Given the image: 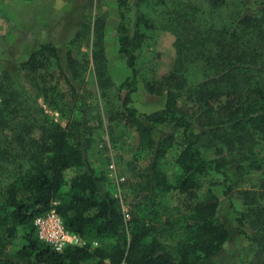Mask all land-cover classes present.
Wrapping results in <instances>:
<instances>
[{
    "label": "trees",
    "instance_id": "16d2710c",
    "mask_svg": "<svg viewBox=\"0 0 264 264\" xmlns=\"http://www.w3.org/2000/svg\"><path fill=\"white\" fill-rule=\"evenodd\" d=\"M156 2L164 4L161 15L151 20L140 11L138 21L174 29L176 49L170 69L146 84L164 105L145 113L132 103L139 75L133 48L141 35L129 34L127 0H117L118 50L130 75L115 97L138 149L149 154L145 168L131 164L142 179L125 202L88 158L104 125L82 88L90 59L68 49L63 63L57 47L42 44L20 63L15 79L1 75L0 264H228L217 259L230 229L214 185L255 250L248 264H264V0ZM104 20L101 14L94 20L91 58L108 108L114 102L107 98L113 83L104 63ZM167 155L176 166L170 174L162 168ZM216 175L220 180L213 181ZM170 192L180 204L175 216L160 220L157 194ZM53 201L65 228L97 245L56 251L39 240L33 218Z\"/></svg>",
    "mask_w": 264,
    "mask_h": 264
},
{
    "label": "rangeland",
    "instance_id": "374dc122",
    "mask_svg": "<svg viewBox=\"0 0 264 264\" xmlns=\"http://www.w3.org/2000/svg\"><path fill=\"white\" fill-rule=\"evenodd\" d=\"M28 1L0 0V79L1 75L6 71L15 79L17 69L26 56L25 50L19 54L20 61L17 53L12 52L11 54H6L7 37L10 39L15 38V31L14 33L11 30L8 32V27L10 28V26L6 21V15L8 16L11 13L14 23L18 24L20 11L23 14L22 17H24V13L30 10V6L27 5ZM58 1H61V3L56 2L54 6L51 4L47 5L46 13L43 17L37 16V18H40L37 19L38 23L34 27L33 36H24V40L26 41L22 47L27 44L28 40L30 42L27 45V50H31L35 45L34 40H37L39 43L37 48L42 44H52L57 47L56 49L63 63L66 61L68 49H72L74 56L78 59L82 57H88L90 59L88 62L89 68L86 70L82 88L86 92L87 102L91 104L94 110H92V113L99 112L101 118L104 120V125L103 130L99 128L98 135L88 149V158L96 172L104 176L105 181L103 183L105 187L109 189L114 197H118L123 202L126 200L127 194L132 198V194L127 192H132L133 187L139 184L142 179L132 172L131 164L135 162L140 168H145L148 163L149 154L138 149L136 132L119 113V102L115 97L118 89L117 86L130 75V69L126 64V56L118 50L117 24L119 14L117 1L90 0L88 4L86 1L89 0H77L76 3L72 4V7L82 9L79 14L86 17L79 24L77 21H70L68 19L69 17L64 18L65 13L69 15L66 12L67 8L65 6L67 2H63V0ZM56 6L58 7L56 8ZM162 6L156 0H127V7L125 8V23L129 34L132 36L136 34L141 35L136 46L133 48L139 75L137 91L132 94V103L138 111L145 113H152L161 109L164 105L163 95L150 93L147 90L146 84L155 79H160L170 69L175 57L176 46L174 41H176V38L174 29L147 27L138 21V16L141 11L149 19L153 20L161 15L160 9ZM99 14L105 18L102 36L103 53L105 56L104 63L107 74L113 83V86L107 89V98L112 99L110 101L114 102V104H109L112 107L109 114V106L107 108V105H105L104 108L102 100L104 97L97 85L91 58L94 40L93 23ZM52 15L54 17L51 19ZM46 22L51 27L50 31H47L43 27L46 25ZM16 45H19V41H16ZM55 68V65H51V69ZM39 103L43 105L46 112L52 115L56 121L64 124L56 111L46 108L42 99H39ZM89 124H93V121H90ZM262 155H264V150L262 151ZM162 168L168 174L176 168L170 155H167L162 160ZM232 177L235 178L234 175ZM216 180H220L218 175L213 178V181ZM244 185L247 186V184ZM212 188L220 200L221 219L226 221L230 229V238L222 248L217 259L228 264H248L254 257L255 250L250 246V242L246 237L241 234L235 222V214L229 210L226 198L222 194V189L217 185L212 186ZM173 193L157 194L155 210L159 213L160 220L170 215L175 216V209L180 204V197L175 196ZM233 202L237 208L241 207L240 202L237 200L234 199ZM22 234L23 231L20 233V238L14 242L13 245L15 247L22 245ZM170 238L172 237H167L166 239L170 243H173V239Z\"/></svg>",
    "mask_w": 264,
    "mask_h": 264
},
{
    "label": "crops",
    "instance_id": "0c3cea01",
    "mask_svg": "<svg viewBox=\"0 0 264 264\" xmlns=\"http://www.w3.org/2000/svg\"><path fill=\"white\" fill-rule=\"evenodd\" d=\"M65 1L67 2V5L64 4L66 6V8H67V11L66 12H68L69 15H67V13H65L64 18L69 17L68 19L70 21H77L78 24L81 23L82 21H84L86 19V17L84 15L79 14L82 9H76L75 7H72V4L76 3L77 0H63V2H65ZM56 2H60L61 3V1H58V0H29L28 3H27V5L30 6L29 7L30 10L28 12H25L24 13L25 14L24 17H22L23 14L20 11L18 24L14 23V21L12 19V14L11 13L8 16L6 15V21L8 22V24H9V26L11 28L10 29L8 27V32L11 30V32L14 33V31H15V33H14L15 38L10 39L9 37H7V39H6V49H7L6 50V54H8V53L11 54L12 52L15 53V54L17 53L18 54V58H19V54H21L23 52V50H25L26 51V56L24 57V60L23 61H25V60H27L29 58V56L31 55V53L34 50H36L37 45H39V43L37 42V40H34L35 41L34 47L31 50L30 49L27 50V45H28V43L30 41L27 40V44L24 47H22L24 45V42L26 41V40H24V36H33L34 27H36L37 26V23H38L37 22V19L40 18V17H43L45 15L47 5H50L51 4V5L54 6ZM86 2L88 3V2H90V0L89 1H86ZM68 4H69V6H68ZM88 4H87V6H89ZM39 7L42 10L38 9ZM57 7L58 6H56V8ZM56 8H55V10H56ZM83 9H85V8H83ZM61 10H62V8H61ZM64 10H66V9H64ZM38 15L40 17L37 18ZM53 17L54 16L52 15L51 19ZM43 27L47 31H50V28L51 27H50V25H48V22H46V25H44ZM16 41H19L20 47H19V45L18 46L16 45ZM19 61H20V58H19Z\"/></svg>",
    "mask_w": 264,
    "mask_h": 264
},
{
    "label": "built area",
    "instance_id": "2783aa9c",
    "mask_svg": "<svg viewBox=\"0 0 264 264\" xmlns=\"http://www.w3.org/2000/svg\"><path fill=\"white\" fill-rule=\"evenodd\" d=\"M57 204V201H53L52 207L48 211L33 218L37 238L56 251H62L67 246L97 245L96 241H90L65 228L61 216L55 209ZM120 264L126 263L122 262Z\"/></svg>",
    "mask_w": 264,
    "mask_h": 264
}]
</instances>
